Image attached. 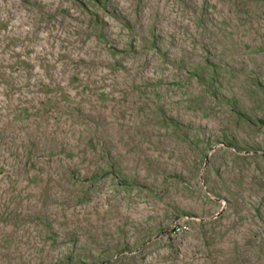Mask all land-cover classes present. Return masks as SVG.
I'll use <instances>...</instances> for the list:
<instances>
[{
  "label": "rangeland",
  "instance_id": "rangeland-1",
  "mask_svg": "<svg viewBox=\"0 0 264 264\" xmlns=\"http://www.w3.org/2000/svg\"><path fill=\"white\" fill-rule=\"evenodd\" d=\"M0 264H264V0H0Z\"/></svg>",
  "mask_w": 264,
  "mask_h": 264
}]
</instances>
